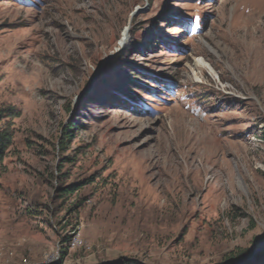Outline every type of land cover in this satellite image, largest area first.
Returning <instances> with one entry per match:
<instances>
[{
  "label": "rangeland",
  "instance_id": "obj_1",
  "mask_svg": "<svg viewBox=\"0 0 264 264\" xmlns=\"http://www.w3.org/2000/svg\"><path fill=\"white\" fill-rule=\"evenodd\" d=\"M2 132L0 264L252 258L264 0H0Z\"/></svg>",
  "mask_w": 264,
  "mask_h": 264
},
{
  "label": "trees",
  "instance_id": "obj_2",
  "mask_svg": "<svg viewBox=\"0 0 264 264\" xmlns=\"http://www.w3.org/2000/svg\"><path fill=\"white\" fill-rule=\"evenodd\" d=\"M74 127V125H70L69 127H66L63 129V135H68L66 138H69L71 135V128ZM9 142V137L7 136L6 133H0V164L3 161L5 157V152H6V145ZM79 187L77 185H72L67 188H65L63 191L65 193L71 194L74 191H78ZM258 243H263L264 242V237H258L257 239ZM257 263H262L264 264V250L263 252H257L254 254L252 258H249L246 255H239L236 260H225L222 264H257ZM120 264V263H117Z\"/></svg>",
  "mask_w": 264,
  "mask_h": 264
},
{
  "label": "bare ground",
  "instance_id": "obj_3",
  "mask_svg": "<svg viewBox=\"0 0 264 264\" xmlns=\"http://www.w3.org/2000/svg\"><path fill=\"white\" fill-rule=\"evenodd\" d=\"M125 42H126V34L124 33L123 38H121L119 44L124 45ZM200 69H204V70L208 71L209 74L213 75L214 77L216 76L215 75L216 73H214L213 67L203 59L197 60L196 63L194 64V67L192 68V71L195 72V76L200 74V72H201Z\"/></svg>",
  "mask_w": 264,
  "mask_h": 264
}]
</instances>
